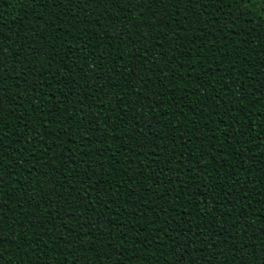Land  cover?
I'll return each mask as SVG.
<instances>
[{
    "label": "trees",
    "instance_id": "trees-1",
    "mask_svg": "<svg viewBox=\"0 0 264 264\" xmlns=\"http://www.w3.org/2000/svg\"><path fill=\"white\" fill-rule=\"evenodd\" d=\"M0 264H264V0H0Z\"/></svg>",
    "mask_w": 264,
    "mask_h": 264
},
{
    "label": "snow or ice",
    "instance_id": "snow-or-ice-1",
    "mask_svg": "<svg viewBox=\"0 0 264 264\" xmlns=\"http://www.w3.org/2000/svg\"><path fill=\"white\" fill-rule=\"evenodd\" d=\"M237 3L248 2V0H236Z\"/></svg>",
    "mask_w": 264,
    "mask_h": 264
}]
</instances>
